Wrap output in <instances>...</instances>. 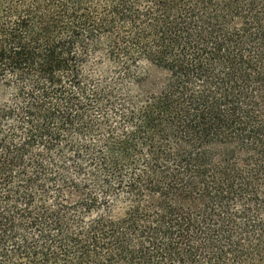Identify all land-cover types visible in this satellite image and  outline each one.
I'll return each mask as SVG.
<instances>
[{
	"label": "trees",
	"instance_id": "1",
	"mask_svg": "<svg viewBox=\"0 0 264 264\" xmlns=\"http://www.w3.org/2000/svg\"><path fill=\"white\" fill-rule=\"evenodd\" d=\"M0 264H264V0H0Z\"/></svg>",
	"mask_w": 264,
	"mask_h": 264
},
{
	"label": "rangeland",
	"instance_id": "2",
	"mask_svg": "<svg viewBox=\"0 0 264 264\" xmlns=\"http://www.w3.org/2000/svg\"><path fill=\"white\" fill-rule=\"evenodd\" d=\"M158 73L156 71H153V76H156Z\"/></svg>",
	"mask_w": 264,
	"mask_h": 264
}]
</instances>
